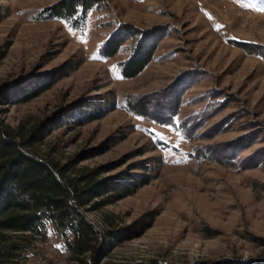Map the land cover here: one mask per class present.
Segmentation results:
<instances>
[{
    "label": "rangeland",
    "instance_id": "rangeland-1",
    "mask_svg": "<svg viewBox=\"0 0 264 264\" xmlns=\"http://www.w3.org/2000/svg\"><path fill=\"white\" fill-rule=\"evenodd\" d=\"M57 1H0V119L21 138L38 131L32 152L71 180H151L119 200L107 186L82 209L100 234L84 263L52 224L45 237L22 238L29 262L264 264V0H104L80 29L35 19ZM121 25L161 35L133 79L119 68L131 41L113 58L99 54ZM168 89L181 97L170 124L130 111L129 97ZM94 110L102 115L86 120Z\"/></svg>",
    "mask_w": 264,
    "mask_h": 264
},
{
    "label": "trees",
    "instance_id": "trees-1",
    "mask_svg": "<svg viewBox=\"0 0 264 264\" xmlns=\"http://www.w3.org/2000/svg\"><path fill=\"white\" fill-rule=\"evenodd\" d=\"M105 7L104 0H58L38 12L35 19L62 20L71 27L80 29L92 11H103ZM4 17L0 8V23ZM155 35L157 36L131 25H121L103 43L99 54L103 59L113 58L131 41L130 57L120 62L119 68L123 78L133 79L154 60L158 41L161 39L160 34ZM256 52L264 55V52ZM71 69L73 65L67 63L60 70V75L63 77ZM53 83L54 81L44 84L36 90L26 89L25 93L13 97L17 102L28 101ZM180 103L179 91L175 89L148 97L131 96L128 99V107L132 113L161 125H168L173 121ZM85 113L88 121L96 120L102 115L97 110ZM41 140L38 131L28 138H21L0 119V264H31L27 256L28 245L24 239L29 235L45 237L49 224L65 237L69 251L84 263L83 256L97 253L100 234L87 221L82 209L95 198L103 196L107 186L114 191L110 200L113 197L119 200L133 195L151 180L148 174H133L125 181L112 182V186L111 182H94L91 176H85L83 180H71L66 177L65 167L40 159L32 152L31 148ZM228 158L229 156H224L221 161L231 164ZM142 169L146 173L149 166H143ZM102 204L103 202L94 203L93 207L99 209ZM109 246L113 247V242Z\"/></svg>",
    "mask_w": 264,
    "mask_h": 264
},
{
    "label": "snow or ice",
    "instance_id": "snow-or-ice-1",
    "mask_svg": "<svg viewBox=\"0 0 264 264\" xmlns=\"http://www.w3.org/2000/svg\"><path fill=\"white\" fill-rule=\"evenodd\" d=\"M95 58V57H94Z\"/></svg>",
    "mask_w": 264,
    "mask_h": 264
}]
</instances>
